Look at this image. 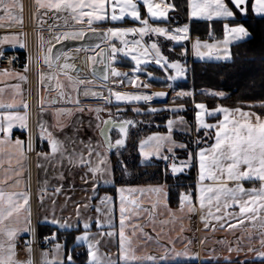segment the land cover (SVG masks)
<instances>
[{"label": "snow or ice", "instance_id": "obj_1", "mask_svg": "<svg viewBox=\"0 0 264 264\" xmlns=\"http://www.w3.org/2000/svg\"><path fill=\"white\" fill-rule=\"evenodd\" d=\"M35 4L38 10L44 9L52 11L54 15L58 13L66 14L64 16L65 26H68L69 20L75 25L86 23L87 30L81 28L57 34L54 37L56 43L69 39L85 41L91 37L99 41V43H84L69 51H58L55 49V45L51 44L47 48L46 53L42 50L43 63L49 69H58L59 73L67 76L69 81L73 80V77L69 75V71L76 73L80 71L74 63L69 62L71 59L69 52L75 55L81 51L95 53L94 55H88L87 59L90 63L92 74L100 82L101 88L106 86L110 78H118L114 79L113 82L123 83L124 79H127L135 87L147 89L150 86L149 83H138V81L139 75L145 72L151 60H154L160 68L166 71L168 69L174 70V75L169 74L167 76L168 81L176 80L178 77L185 75V70L180 66L179 62H171L162 55L157 41H153L147 46L141 44V41L146 36L149 38L151 36L163 37L176 43L189 39V24H184L182 27H176L174 29L153 26V22H167L171 20L169 12L176 10L174 0L173 2H169V0H35ZM249 5L253 14L264 18V0H187V15L189 21H192L194 18L205 19L210 24L214 19L229 21L223 24L224 36L222 41H217L213 44L203 42L202 44L201 41L196 40L193 43V49L196 50L197 55L201 59L205 55H208L209 58L216 60H231L232 53L229 46L233 42H241L251 38V33L242 24L230 26V22L236 19L237 14L240 16L248 15ZM141 6L143 9H146V15H142ZM109 8H111V13L108 11ZM16 9L22 10V5L19 3V0H0V12L3 13V15H0V21L7 19L22 23L21 17L15 11ZM117 9L119 10L118 14ZM125 17H130L134 23L138 22L140 26L108 27L103 31H98L94 27L96 23H104L109 20L111 22H120ZM3 26V24H0V27ZM87 34H90V37ZM129 34L139 36V39L133 38L131 41L125 39ZM18 35L21 34L0 37V59H3L5 52L9 50L4 48L3 45H11L12 48L19 45L21 49L26 48V44L18 39ZM116 41H119V46L116 44ZM102 44L104 47H101ZM201 47L210 50L215 49L216 52L215 54L211 51L209 53H202L199 51ZM97 49L99 51H96ZM141 49L143 50L141 51ZM150 52L154 53V55H150ZM120 57H130L134 61L135 66L132 68L131 74L120 72L114 66ZM62 58L63 63H60ZM15 59V57L8 58L9 64L13 63ZM29 59L31 62L32 57ZM97 65H102L103 68L98 69ZM28 69L29 64H25L24 71L27 72ZM0 71L4 75H15L22 81L27 80V77L22 73L13 74L8 69ZM146 75L149 79L153 78L152 72H146ZM40 78L43 82L45 74L41 73ZM47 79H52V73L47 74ZM75 82L77 86L92 83V81L80 79L79 77L76 78ZM168 87L172 88V84L169 83ZM0 91L3 90L0 89ZM108 92L109 95L104 96L102 91H94L88 88L84 89V95L86 97L91 95L94 98L103 99L108 104L112 103L113 97L118 102H150L153 97H165L167 95L165 92L130 94L113 91L112 89H108ZM210 94L221 99L225 98V93L223 92H213ZM60 96L63 98L64 93L61 92ZM190 96L193 97L195 105V126L197 134L201 130H204L205 136H208L211 130L215 129L214 143L210 147L199 148L195 152L188 151L186 144L177 143L173 139V133L176 130L175 125L177 123L186 124L187 122L183 117H177L175 120L169 119L167 121V134L154 133L147 138L139 140L138 147L141 163L149 162V158L153 156L165 161L171 159V163L166 165L165 176L167 178L170 170L172 177L177 179L186 169L198 167V178L195 190L190 187L179 193L180 211H184L187 208L189 212H192L198 203L201 209L208 208V217L219 222L224 221L225 217L233 215L227 209L238 207L239 214L235 217L236 223L228 222L227 227L229 229H234L238 225L244 224L246 220L250 223L257 221L260 219L261 213H264V118L256 112L243 111L240 107L228 108L218 104L215 108L209 109L204 103L195 102L193 92H176L177 98ZM69 102H71L70 97ZM20 103H22L25 109L23 113L19 111H0V152L7 146L14 149L23 157L26 150L29 152L35 150L34 145L38 138L41 142L46 141L49 148L48 152H37L38 158L51 161L59 156L60 161L67 160L69 164L75 167L85 168V176L81 177V179L87 182L85 177L90 174L94 181V190L99 181L115 186V169L111 166L110 153L114 151L118 157L122 156V149L126 146V140L131 135V129L136 127L135 121L113 118L109 110L108 118L102 121V126L100 123L97 124L102 141H97L94 146L91 139L87 142L78 140L79 129H73L72 135L65 134L64 140H61L43 121H39L37 124V128L39 129L37 136L28 126L27 102L21 101ZM75 103L79 104V100L77 99ZM17 106L15 101L13 103H5L0 99V109L11 110ZM248 106L249 108L257 106L264 108V100L258 104L252 103ZM182 109L183 105L168 109L150 107L147 109V112L150 114L158 111H171L175 113ZM79 110L83 111L82 108ZM104 110L103 107L89 109V111L96 113L98 121H100V113ZM57 111L61 114L70 112V110L64 109H58ZM117 111H121L118 105ZM133 111L139 113L140 109L134 108ZM217 114H221L223 119L218 120L215 124L206 122V117H214ZM16 125L19 126L21 131L28 133L26 148L25 141L18 137L15 140L12 139L13 129ZM58 126L61 131L65 128L64 124H59ZM112 129L118 132V138L114 141L109 135ZM187 131L190 132L191 127ZM77 142L84 145V148L87 149V155L84 154L83 150H76L74 145ZM202 142L198 135L195 144L199 146ZM68 145H73L71 150H69ZM165 147H167V152L171 156L163 154ZM101 148L104 150L101 151ZM176 148L187 151L186 159L179 163H177V156L174 151ZM119 163L125 165L123 160H119ZM37 167H43V165L38 163ZM122 172L124 175L128 174L126 166L122 168ZM15 175L20 177L22 172L16 171ZM8 178L11 179V177ZM58 178L62 180L63 174L61 173ZM208 181H211V183H206ZM246 181L252 183L258 182L259 187L245 188L244 182ZM0 183H3V181H0ZM20 183L21 180L17 178L15 184L19 185ZM44 183L45 187L41 190L40 194L41 205H43V201L48 195L47 181ZM61 191L62 186L55 187V193H60ZM116 191L120 194L119 258L118 260L111 258L104 260L98 254L99 249L97 245L99 241H93L91 239V223L88 220H81L79 204L76 205L77 221L75 225L69 223L67 220H61L56 216L55 201L53 200L51 214L46 215L43 220H38L34 226L30 211L29 191L24 190L6 193L0 189V233L7 238L6 243L0 241V264H34L31 254L33 252V245L39 243L37 228L41 225L56 228V231H53L50 236L44 237V245L58 241L59 234L62 230L69 233L75 230L79 234L75 236L72 246L68 245L66 239L64 243H54L52 258H49V252L45 248L41 253L40 264H75L76 248L80 246L87 247V260L85 264H167L168 261L179 257L188 259L198 258L193 257L188 251L187 246L183 251H176L174 247L171 249L164 248L159 256H137L135 249L131 246V238L126 234V229L131 227L133 235L139 232L145 240L151 241L152 237L143 232L141 225L131 223L133 216H139L148 210L141 209L140 204L135 199L129 200L124 195L125 188L118 187ZM129 191L135 192L136 189ZM140 191L142 192L143 190L141 189ZM149 191L155 194L152 212H155L160 205L167 207L169 193L167 184L153 186ZM112 199V197H103L101 198V203L111 202ZM89 206L85 205V207ZM213 207L215 208V213L212 211ZM23 211H27L28 214L23 217V221L21 222L20 217ZM97 211H100L99 207H97ZM169 215L175 219V214L171 210H169ZM13 217H15V224L6 223V221L12 220ZM201 219L203 220L205 217L202 216ZM81 223L83 228L82 232L80 231ZM95 223L98 229H102L105 226L108 228L114 227L110 220L105 224L97 219ZM220 226L224 227L225 225L221 223ZM209 227L214 228L215 226L205 223V228ZM261 228L264 229V223H261ZM22 233L30 237L24 240L25 251L29 254V258L25 261H18L15 259L16 241ZM115 234L114 231L101 233V235H107L109 237L115 236ZM248 238L250 240L252 239L251 234H249ZM259 242L262 250L249 248L248 251L254 252L255 255L250 260L246 258L240 261V264H264V231L260 232ZM233 250L231 247L228 249L229 252ZM235 251L239 254L241 250L237 248ZM224 264H233L232 258L230 256L224 257Z\"/></svg>", "mask_w": 264, "mask_h": 264}, {"label": "crops", "instance_id": "obj_2", "mask_svg": "<svg viewBox=\"0 0 264 264\" xmlns=\"http://www.w3.org/2000/svg\"><path fill=\"white\" fill-rule=\"evenodd\" d=\"M172 2V0H169ZM19 3L22 5L21 9H16V13L21 17L22 23H17L15 21H9L7 19L0 21V24H3V27H0V37L4 35L11 34H21L18 35V39L22 40L26 44V33H25V19H26V10L24 0H19ZM109 13H111V8L108 9ZM142 15H146V9H143L141 6ZM46 12V14H44ZM119 10L117 9V14ZM173 11L169 12V16ZM253 14V13H252ZM0 15H3L0 12ZM30 17L32 21V25L34 27V35H33V57L31 66L28 71H24V66L18 67L16 69H8L11 73H22L27 77L26 81L19 80L15 75L8 76L2 74L0 71V99H2L5 103H13L16 102L18 105L14 109H0V111H19L23 113L25 109L23 108L21 101L27 102V113H28V126L29 129L36 133L38 136L39 129L37 128V124L39 121H43L49 129L61 140H64L65 134L72 135L73 129H79L78 140H83L85 142L91 141L95 146L97 141H101L98 135L99 129L97 128V124L100 123L102 125V121L108 118L109 110L111 111V115L113 118L119 117V112L117 110L114 111L112 106L115 105H127V104H145L152 105V102H144V101H116L115 98H112V103L108 104L103 99L94 98L91 95L85 96L84 89L88 88L94 91H102L104 96H108V89H112L113 91H118L122 93H130L133 92L130 90L133 84L129 83L127 79H124L123 83H114V79L118 78H110L107 82L106 86L101 88L100 82L93 76L91 71L90 63L87 59L88 55H94L92 52H84L81 51L73 55L69 52L71 56L70 63H74L77 68L80 69L79 73L69 71V75L73 77L72 81H69L68 77L59 73V70L49 69L47 65L43 63V57L41 52H47V48L49 45H56V40L54 37L62 33L64 31H73L76 29H85L87 30V25H75L73 22L69 20L68 26H65L64 16L66 14H53L52 11H47L44 9H37V5L35 4V0H32V8L30 12ZM255 17H260L253 14ZM60 17V18H58ZM151 22V21H150ZM192 22L198 23H209V21L205 19H193L189 21V37H190V25ZM229 21H225L223 19L215 20L211 23H226ZM167 22H153V26H161L172 29L173 27ZM236 24H240L237 22V16L234 21L230 22V26H235ZM9 25H11L9 27ZM138 22H133L130 17H125L124 20L120 22H108L104 23H96L94 27L97 28L98 31H103L108 27H139ZM182 27V26H181ZM51 28V30H50ZM176 28V27H174ZM224 36V34H223ZM191 40H196L192 39ZM71 40V39H69ZM223 40V38L221 39ZM219 40V41H221ZM78 41V40H72ZM200 41V40H199ZM216 40H202L201 42L212 43ZM62 42V41H61ZM119 41H116L118 44ZM162 43V42H161ZM237 43V42H234ZM233 43V44H234ZM176 45H180L177 43ZM232 45V44H231ZM230 45V46H231ZM104 46V45H103ZM4 48L9 49L6 52H17L22 51L19 45H16L15 48H12L11 45H3ZM188 49L190 52L191 60H200L204 62H216L212 61L211 58L200 59L199 57L193 54V44L188 43ZM99 51V50H96ZM5 52V53H6ZM216 51L212 52L215 54ZM122 60H128L120 57L115 63V67L118 71L129 73L127 70L129 67H125L120 65L119 62ZM129 61V60H128ZM229 61V60H228ZM220 62V61H218ZM60 63H63V58ZM153 65V64H149ZM100 65H97V67ZM148 66V65H147ZM157 66V65H154ZM159 67V66H158ZM0 70H4L0 68ZM166 72L165 69H163ZM147 71V70H146ZM41 73L45 74V79L41 81ZM52 73V79H47V74ZM92 81L90 84H84L77 86L76 78ZM118 84V85H117ZM18 86V87H17ZM168 88H142L141 91L143 93L151 94L155 90H167ZM64 93V97L60 96V93ZM176 92V91H172ZM215 91H207L208 95ZM170 96L168 92V97ZM213 96V95H211ZM69 97L71 102H69ZM79 100V104H76L75 101ZM53 101H55L53 103ZM132 104V105H133ZM134 104V105H135ZM97 107H103L105 110L100 113V121L96 118V113L94 111H89V109H95ZM195 107V105H194ZM83 109L80 111L79 109ZM43 109V111H42ZM58 109L70 110V112H65V114L59 113ZM134 108H132L133 111ZM243 111H250L244 110ZM253 112V111H252ZM217 118L214 119L213 118ZM264 118V116H261ZM127 119V118H126ZM177 118H173L175 120ZM206 122L215 124L218 120L223 119L221 114H217L214 117H206ZM254 119V118H253ZM135 121L134 119H132ZM59 124H64L65 128L63 131L60 130ZM192 126L190 132H188V128ZM194 124H180L177 123L175 125L176 130L174 133H184L187 135H192L194 132ZM135 128L131 129V141L132 135ZM134 129V130H133ZM168 132V129H167ZM166 132V134H167ZM212 141L211 144L214 143L215 139V129L211 130ZM164 134V133H163ZM17 135L18 138L25 141V148L28 140V133L21 131L19 126L16 125L13 129L12 139L15 140L13 136ZM150 136V135H149ZM148 137V136H147ZM143 137V138H147ZM130 137L128 138L126 148L130 146L131 141L129 142ZM179 142V141H178ZM181 143V142H180ZM205 146L210 147L211 146ZM139 146V142H138ZM69 150L73 147V145H68ZM74 147L77 151L83 150L84 154L87 155V149L84 148L83 144L77 142ZM35 156L33 160V187L30 184V167L29 161L27 158V150L25 151V155L21 157L18 152L14 149H11L7 146L4 147V150L0 152V189L7 192H18L27 190L30 193V211L32 216V223L35 226L38 220H43L46 215H50L53 209V200L55 201V214L61 220H67L69 223L75 225L77 221L76 216V205H80V214L81 220H88L91 223V239L93 241H99L97 247L99 249V255L102 259L107 260L109 258L113 260H118L119 258V207L120 200L117 191L113 196L108 194L99 195L100 188H109L113 185L104 184L102 181H99L96 184L94 190V181L92 180L91 175L89 174L85 179L82 180L81 177L85 176L86 169L83 167H75L68 163L67 160L60 161V157L57 156L55 160H43L37 157V152H48L49 148L47 146V142H41L37 138L35 145ZM204 148V147H202ZM101 151L104 149L101 148ZM183 150L180 148H176L174 151ZM199 150V149H198ZM195 150V151H198ZM139 152V147H138ZM164 155H169L167 152V147L163 150ZM141 159V157H140ZM158 159L155 156L150 157L149 161ZM164 161L166 164H170L171 159L165 161L163 159H159ZM43 165V167H37V164ZM179 163V161H177ZM195 168V187L198 178V167ZM45 169L47 170L45 172ZM187 170V169H186ZM185 170V171H186ZM16 171H21L22 175L17 177L15 175ZM63 174V179H59V175ZM8 177H11L9 179ZM19 178L21 183L19 185L15 184V180ZM45 181H47V192L48 195L45 197L43 201V205H41L40 194L41 190L45 187ZM206 183H211L208 181ZM62 186V191L60 193H55V187ZM126 189L124 195L128 197L129 200L135 199L139 204L141 209H146L148 211L143 212L139 216H133L131 219L132 224H139L143 227V232L147 233L152 237L151 241L145 240V238L137 232L133 235V231L131 227L126 229V234L131 238V246L135 249V253L137 256H145V255H155L159 256L164 248H175L176 251H183L187 246L188 251L193 255V257H198L196 259H188L184 257H179L174 260H170L167 264H224V257L230 256L232 258L233 264H240V261L245 260L246 258H250L255 255L254 252H249V248H253L256 250H262V246L259 242V235L261 231L264 229L261 228V223H264V213H261L260 219L257 221L250 223L249 221H245L244 224L238 225L234 229H229L227 227V223L231 222L233 224L236 223L235 217L239 214L238 207L229 208L227 211L232 213V216L225 217L224 221H216L210 217H208V208L205 207L201 209L199 204L197 203L195 206V210L189 212L187 208L184 211H180V205L177 208L170 207L169 203L167 207L160 205L157 207L155 212H152V204L155 201V194L149 191L151 186H120ZM245 188L259 187V183L252 182H244ZM118 188V187H117ZM131 189H136L135 192L129 191ZM143 190L142 192L140 190ZM103 197H112V201L108 203H101V198ZM85 205H90L89 207H85ZM97 207H99L100 211H97ZM169 210H171L175 214V219L169 215ZM213 213H215V208L212 209ZM27 211H23V214L20 217L21 222L23 221V217L26 216ZM205 217V219H201V217ZM100 220L102 223L107 221H111L114 225L113 228H108L105 226L102 229H98L96 227V220ZM15 217L10 221H6V223L15 224ZM166 222V223H165ZM205 223L210 225H214L215 227L205 228ZM224 223V227H221L220 224ZM45 226V225H41ZM51 227V226H50ZM54 228V227H52ZM56 229V228H54ZM181 229H183L181 231ZM63 231V230H62ZM75 231V230H73ZM80 231H83L82 223L80 225ZM108 231H114L115 236L109 237L107 235H101V233H106ZM79 234V233H78ZM77 234V235H78ZM249 234H251L252 239L250 240ZM29 239L27 234L22 233L20 237H18L16 241V253L15 259L18 261H25L29 258V254L25 251L24 240ZM0 241L7 242V238L0 233ZM203 241V243H202ZM86 249L87 247L82 246ZM231 247L234 249L232 252H229L228 249ZM239 248L241 251L239 254L235 251V249ZM31 258L33 259V252L31 254ZM40 264V263H38Z\"/></svg>", "mask_w": 264, "mask_h": 264}, {"label": "trees", "instance_id": "obj_3", "mask_svg": "<svg viewBox=\"0 0 264 264\" xmlns=\"http://www.w3.org/2000/svg\"><path fill=\"white\" fill-rule=\"evenodd\" d=\"M173 2V0H172ZM176 10L170 14L171 20L166 23L173 28L183 26L188 23L187 0H174ZM237 22L242 24L251 33V38L245 41L234 43L230 46L232 59L225 62H204L200 60L189 59L188 43L170 47L169 44L162 46L164 55H170L169 59H179L181 64L186 68V78L172 84L175 91H191L194 93L195 102L204 103L209 109L215 108L218 104L228 108L240 107L244 110H250L264 116V108L259 106L249 108V104L264 100V18L255 17L251 12L249 5L248 15L243 19L237 14ZM211 32V35H210ZM222 23H198L192 22L190 25V37L196 40H216L223 38ZM185 49V51H184ZM120 65L131 68L133 65L128 60H122ZM153 73V79L149 83L153 87L167 88L170 81L164 70L158 66L148 65L146 69ZM207 91L223 92L225 98L221 99L216 96L208 95ZM177 105H183L184 111L179 113H168L160 111L161 114L153 116L147 112L152 105L135 104V105H118L120 109H126L127 116L135 117L136 125L142 131L139 139L132 137V143L122 151V156L118 157L115 152L110 153L111 166L115 169V186L109 188H100L99 195L108 194L113 196L116 188L120 186H156L167 184L168 203L170 207L179 206V193L190 187L195 190V168L187 169L179 178H173L170 170L168 176H165L166 163L159 159L141 163L138 152V142L143 137L154 133H166L164 128L169 119L177 116L183 117L189 125H192L193 97H184L175 101ZM117 110V105L112 106ZM132 108H139L147 114H135ZM123 112H119L121 114ZM142 118V120H141ZM151 119V120H150ZM217 119L216 117L213 118ZM137 127V128H138ZM202 143L195 144L196 137L187 134L173 133L176 141L187 145L188 151L198 150L208 146L212 141V134L205 137L204 131L199 132ZM203 137V138H202ZM180 159H186L187 151L178 150L175 152ZM119 160H123L125 165H121ZM126 166L127 175H124L122 168ZM56 229L50 226H39L37 228L38 239L43 241L45 236H50ZM79 232L61 231L59 240L54 243H64L65 239L69 246L73 245L75 236ZM87 260L86 249L82 246L76 248L75 264H85Z\"/></svg>", "mask_w": 264, "mask_h": 264}, {"label": "rangeland", "instance_id": "obj_4", "mask_svg": "<svg viewBox=\"0 0 264 264\" xmlns=\"http://www.w3.org/2000/svg\"><path fill=\"white\" fill-rule=\"evenodd\" d=\"M178 27H181V26H178ZM172 29H174V28H172ZM133 38H136V39H139V36H134V34H129V36H127V37H125V39H128L129 41H131ZM153 41H157L158 42V46L161 48V52H162V46L164 45V44H169V46L170 47H173V46H175L177 43L176 42H173V41H170V40H167V39H165V38H163V37H160V38H158V37H156V36H151L150 38L149 37H145L142 41H141V44L142 45H145V46H147V45H150V43L151 42H153ZM195 41L196 40H191L190 39V37H189V39H187V40H184V41H181V42H179V44H187V43H191V44H193V43H195ZM222 41V40H221ZM162 42V43H161ZM217 42V41H216ZM202 44H203V42H201ZM208 43V42H207ZM213 43H215V41H213L212 43H209V44H213ZM234 43V42H233ZM232 43V44H233ZM118 46H119V42H118V44H117ZM229 48H230V46H229ZM143 49H141V51H142ZM190 49H188V51H189ZM184 51H185V49H184ZM199 51L200 52H202V53H209L210 51L211 52H214V51H216L215 49H212V50H210V49H208V48H204V47H201L200 49H199ZM221 52H222V48H221ZM134 54H138V53H134ZM193 54L195 55V56H197V57H199L198 55H197V53H196V50H194L193 49ZM150 55H154V53H151L150 52ZM162 55L167 59V60H169V61H171V62H179V64H180V66L185 70V75L184 76H182V77H178L176 80H173V81H170V83L171 84H173V83H177V82H180V81H184L185 80V78H186V68L181 64V62H180V60L179 59H177V58H175V59H169L170 58V55H168V54H166V55H164V53L162 52ZM122 58H125V59H128L131 63H132V67L131 68H127V70L128 71H130L131 72V70H132V68L135 66V64H134V61H132L131 60V58L130 57H122ZM200 58V57H199ZM208 59L209 58V56L208 55H205L204 56V58L203 59ZM189 59H190V52H189ZM201 59V58H200ZM212 59V61H216V62H218V61H220V62H225V60H216V59H214V58H211ZM228 61V60H227ZM149 64H153V65H157L156 63H155V61L154 60H151L150 62H149ZM148 64V65H149ZM158 66V65H157ZM146 72H148V71H146L145 70V72L144 73H141L140 75H139V81H138V83L139 82H147V83H149V80H151V79H149L148 77H147V75H146ZM166 75L168 76L169 74H172V75H174L175 73H174V70H172V69H168L166 72ZM153 79V78H152ZM118 85V84H117ZM149 87L148 88H152L153 86L149 83ZM143 87H139V88H137V87H135L134 85L132 86V88L130 89L132 92H133V94H138V93H143L144 91H141V89H142ZM168 89L167 90H164V91H167V92H169V94H170V96L168 97V99H167V102L165 103V104H163V105H153V107L152 108H157V109H168V108H173V107H179L180 105H177V104H175V101L177 100V99H180V98H177L176 97V92H179V91H176V92H172L173 91V87L172 88H169V87H167ZM175 91V90H174ZM133 104V103H132ZM132 104H130V106L132 105ZM135 104V103H134ZM133 104V105H134ZM137 104H141V103H137ZM128 106H129V104H127ZM193 108H195L194 107V105H193ZM116 109H114V111H115ZM126 110H127V108L126 109H121V111L120 112H123V113H121V114H119V117H117V119H122V118H127V119H134L135 120V117H132V116H127V114L125 113L126 112ZM184 111V108L181 110V111H178V112H175V113H181V112H183ZM159 112V113H158ZM158 112H156V113H158V114H161L160 113V111H158ZM168 113H173V112H171V111H167ZM135 114H140V113H144V111H141L140 110V112L139 113H137V112H134ZM156 113H149L150 115H154V114H156ZM144 114H147V113H144ZM192 116H193V118H192V124H194L195 125V111L193 110V113H192ZM177 117H180V116H177ZM177 117H175V118H177ZM173 119V118H172ZM141 120H142V118H141ZM151 120V119H150ZM185 120V119H184ZM186 121V120H185ZM137 123L139 122V121H136ZM187 122V121H186ZM187 124H188V122H187ZM138 127V126H137ZM191 127V129L193 128L192 126H190ZM164 128H166L167 129V122H166V124H165V127ZM134 130V129H133ZM204 130H201L200 132H203ZM141 133H142V131H140V129H139V127L138 128H136V130H134V133H133V135H132V137H135V139H139L140 138V136H141ZM164 134H166V133H164ZM164 134H162V135H164ZM180 134H184V133H180ZM192 134H194V136L196 137V139H197V137H198V134H197V132H196V126H194V132L192 133ZM204 135H205V133H204ZM205 137H208V136H205ZM200 138V137H199ZM203 138V137H202ZM173 139H174V137H173ZM201 139V138H200ZM175 140V139H174ZM202 140V139H201ZM131 141V136H130V140H129V142ZM176 141V140H175ZM133 141H131V143H132ZM177 143H180V142H178V141H176ZM131 145V144H130ZM182 160H184V159H180V158H178L177 157V161H182ZM171 163V162H170ZM42 251H43V249L42 248H40L38 251H37V253L36 254H34V252H33V261H34V264H38V263H40V260H41V253H42ZM49 252V258H52V256H53V246H52V250L51 251H48Z\"/></svg>", "mask_w": 264, "mask_h": 264}, {"label": "built area", "instance_id": "obj_5", "mask_svg": "<svg viewBox=\"0 0 264 264\" xmlns=\"http://www.w3.org/2000/svg\"><path fill=\"white\" fill-rule=\"evenodd\" d=\"M24 4H25V10H26V19H25V33H26V48L22 51H17V52H6L5 56L3 59H0V68L3 69H16L18 67L24 66L25 64H29V67L31 66V62H30V57H33V35H34V27L32 25V21H31V8H32V0H24ZM10 57H15V61L11 64H9L8 62V58ZM14 138L17 137V135L13 136ZM34 156H35V150L34 151H27V158L29 161V167H30V184L31 187H33V160H34ZM30 238V237H29ZM54 244H48V245H44L43 241H39L38 244H34L33 245V252L34 254L37 253V251L42 248L43 250H45V248L48 251L52 250V246Z\"/></svg>", "mask_w": 264, "mask_h": 264}, {"label": "water", "instance_id": "obj_6", "mask_svg": "<svg viewBox=\"0 0 264 264\" xmlns=\"http://www.w3.org/2000/svg\"><path fill=\"white\" fill-rule=\"evenodd\" d=\"M241 17L243 19H245L246 16H241ZM87 35L90 37V34H87ZM84 43H99V41H97L94 37H91L90 39H87L85 41L65 40V41H62V42L56 44L55 45V49L58 50V51H69L70 49H75L76 47H78V46H80V45H82ZM101 47H104L103 44L101 45ZM97 50H99V49H97ZM102 68H103L102 65L98 66V69H102ZM156 92H165V93H167V95L165 97H153V99L151 101L152 104H154V105H163V104H165L167 102V99H168V92L164 91V90H155L152 93H156ZM122 119H126V118H122ZM130 120H132V119H130ZM98 135H99V132H98ZM109 135L112 137L113 141L116 138H118V132L115 129H112L109 132ZM99 138L102 141V137L100 135H99ZM127 141H128V139L126 140V145H127ZM125 148H126V146L122 149V151ZM112 153H114V151Z\"/></svg>", "mask_w": 264, "mask_h": 264}, {"label": "flooded vegetation", "instance_id": "obj_7", "mask_svg": "<svg viewBox=\"0 0 264 264\" xmlns=\"http://www.w3.org/2000/svg\"><path fill=\"white\" fill-rule=\"evenodd\" d=\"M114 137V136H113Z\"/></svg>", "mask_w": 264, "mask_h": 264}]
</instances>
